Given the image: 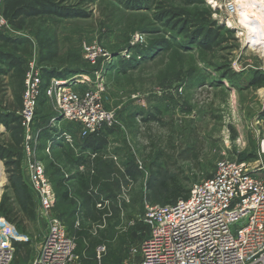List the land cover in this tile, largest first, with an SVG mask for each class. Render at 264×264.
<instances>
[{
  "label": "rangeland",
  "instance_id": "obj_1",
  "mask_svg": "<svg viewBox=\"0 0 264 264\" xmlns=\"http://www.w3.org/2000/svg\"><path fill=\"white\" fill-rule=\"evenodd\" d=\"M246 2L247 7L240 6V0H93L84 8L85 17L42 16L26 20L12 14L18 4H12L5 12L0 0L4 21L0 35L31 41L30 52L24 54L0 40V52L21 58L24 69L28 61L42 67L40 57L47 54L52 56L51 65L64 67L67 77L72 76L71 69H78V74L84 73L91 80L96 76L94 72L102 74L104 90L99 100L104 109L114 113L112 125L100 132L107 143L101 152L100 169L102 179L109 185L101 182L91 192L104 200L111 191L112 202L119 203L122 212L118 220L105 226L91 222L89 217L84 218V225L93 224L94 235L108 228L109 233L100 244L105 246L104 261L136 264L141 257V243L149 233L143 221L145 203L151 202L145 187L149 177V137L166 139L172 132L177 153L193 136L203 143L200 170H189L181 161L177 164L184 167V175L189 177V190L195 182L210 177L219 160L246 161L252 166L258 159L264 163V155L260 154L264 141V21L256 13L264 9V0ZM207 29L217 32L209 49L199 43L202 36L197 37V32L204 34ZM92 52L96 53L93 57ZM117 60L133 63L117 68ZM96 61L98 64L91 66ZM4 67L0 63V69ZM258 76H263L262 83L252 84ZM0 79L8 80L6 75ZM81 86L74 91H84L86 86ZM42 95L34 98L35 120L28 140L31 149L34 144L46 143L43 135L36 132L57 110L55 98ZM5 96L12 100L9 92ZM3 110L0 104V113ZM150 115L161 118L162 124L141 121ZM1 135L8 136L0 124ZM48 152L40 148L33 153L53 188L60 173L50 165ZM20 159V174L27 183L25 164L29 159L23 152ZM128 160L138 166L141 176L124 196L115 189L112 170L117 163ZM8 169L0 158V199L11 193ZM165 169L167 174L175 171L171 165ZM53 191L59 194L58 189ZM31 194L35 218L26 230L18 229L28 239V249L22 250L11 264H30L50 218L40 212L37 196L33 191ZM51 212V216L60 217L74 238L76 253L80 255L78 264H95L96 246L87 250L85 240L78 234L81 224L74 202L55 199Z\"/></svg>",
  "mask_w": 264,
  "mask_h": 264
},
{
  "label": "built area",
  "instance_id": "obj_2",
  "mask_svg": "<svg viewBox=\"0 0 264 264\" xmlns=\"http://www.w3.org/2000/svg\"><path fill=\"white\" fill-rule=\"evenodd\" d=\"M95 55L92 52L91 57ZM41 70L31 61L25 64L18 112L26 139L22 152L29 159L25 164L27 183L37 196L40 212L50 217L30 264H78L74 238L57 215L51 216L56 195L43 165L34 158L37 145L31 149L28 144L35 120L34 98L40 93L54 97L58 118L77 124L80 138L111 126L114 113L104 109L99 100L104 90L101 73L94 72L93 80L84 73L52 76L45 83ZM83 84L84 91H74L76 85ZM63 136L66 142L72 141L71 135ZM260 154L264 155V141ZM143 221L149 233L141 243L136 264H264V163L258 159L252 166L246 161L219 160L210 177L191 186L187 198L164 205L145 203ZM19 241L28 239L0 216V264L13 263L14 243ZM95 250V264H110L102 258L105 246Z\"/></svg>",
  "mask_w": 264,
  "mask_h": 264
},
{
  "label": "trees",
  "instance_id": "obj_3",
  "mask_svg": "<svg viewBox=\"0 0 264 264\" xmlns=\"http://www.w3.org/2000/svg\"><path fill=\"white\" fill-rule=\"evenodd\" d=\"M93 0H3L5 12L9 11L12 4H18L14 8L12 14L15 17H20L26 20H31L42 16H55L56 18H78L85 17V6L91 3ZM198 36H202V41L206 49L210 48V44L217 38V32L215 30L207 29L204 34L197 32ZM195 38H193L194 40ZM0 40L3 43L10 46L13 50L20 51L24 54L30 52L29 45L31 43L29 38L12 39L8 36L0 35ZM22 47H17L21 45ZM202 46V45H201ZM143 52V51H142ZM141 52V53H142ZM147 56V55H146ZM52 56L42 54L40 59L42 70L41 74L44 81L52 75L59 76L66 73L61 72L57 67L51 65ZM135 60V58H134ZM0 63L4 64V68L0 69V77L7 76L8 80L0 79V104H3V112L0 113V124L4 126L7 137H0V158L3 159L8 170L11 171V177L9 178L10 194L2 195L0 199V216L6 221L13 223L17 229L21 231L26 230L27 224L35 218L34 211V199L32 197L30 186L23 180L20 174V157L23 148V136L22 126L19 111L22 108V92L24 88V61L10 53L0 52ZM133 61H116L117 68L120 66H128ZM125 64V65H124ZM52 66V67H51ZM108 65L105 68L108 69ZM78 69H71V74L78 73ZM69 74V73H68ZM262 77L258 76L252 84L260 85L262 83ZM6 87V88H5ZM7 89L9 91H7ZM9 92L12 96V100L8 99L5 95ZM143 122L152 121L157 125L162 124V119L150 115L148 118H141ZM133 123V120H130ZM172 125V124H171ZM107 127H104L106 129ZM103 129V130H104ZM101 132V131H100ZM99 133L89 135L82 138L85 149H90L93 153L92 157L82 156L77 160V163L84 166V170L79 172L76 181L68 182L65 178V170L59 163L61 156L64 158V162H70V154L65 151V148L60 151H53V159H50V165L60 173L58 179L53 184L54 189H58L56 200L66 202L71 200L75 203V199H81L82 209L75 210V214L80 218L81 226L78 229V234L85 240L87 250L97 247L102 244V240L105 239L109 233L108 228L99 230L98 235H94L93 224L84 225V218H88L91 222H99L100 225L110 224L114 220H118L122 212V206L117 202H112V195H106V199H100L101 196L93 194L92 188L100 185H109V181L103 178V174L100 169L101 159L103 154L106 139ZM150 143L148 144V160L149 161V177L145 184L148 189L147 197L151 201L150 203L157 201L158 204H171L178 199H185L189 195V189L186 187V183L189 177L184 175L185 169L181 165H177L178 161L186 163L189 170H200L202 165L200 163V151L202 150V142L197 136L191 137L190 143L181 151L177 153L176 145L174 143L172 132L167 135L166 139L163 137H149ZM52 157V156H51ZM86 157V158H85ZM65 163V165H66ZM173 167L174 173L167 174L164 171L165 167ZM12 168V169H10ZM166 170V169H165ZM164 171V172H163ZM116 181V191L126 196L129 193L131 184L136 181L141 172L138 166L133 161H125L121 164H116L112 170ZM73 178V177H72ZM104 180V181H103ZM99 204V206H97ZM125 205V204H124ZM123 205V206H124ZM90 206V210L87 207ZM86 211V213H85ZM59 217V216H58ZM60 218V217H59ZM29 242L19 241L14 243L15 257L13 262L18 257L19 253L28 249ZM95 247V248H96Z\"/></svg>",
  "mask_w": 264,
  "mask_h": 264
},
{
  "label": "crops",
  "instance_id": "obj_4",
  "mask_svg": "<svg viewBox=\"0 0 264 264\" xmlns=\"http://www.w3.org/2000/svg\"><path fill=\"white\" fill-rule=\"evenodd\" d=\"M58 69H59V71L63 72L62 70H64V67H60ZM55 74L56 75H52V76H59V75H57L58 74L57 72ZM67 74H68L67 72L63 73V74H61V75H63L61 77H67ZM46 82L47 81H45V83ZM78 87L83 88V86H81V85L75 86L76 89ZM42 97H44V95H42ZM44 101H46V100L44 99ZM46 121H47V123L45 125H43L42 127H38L39 129H37V132L40 133L38 135H43L42 138L44 139V141L46 143H43L42 146L37 145L35 151L40 149V148L47 149V152L49 151L48 152V154H49L48 159L50 161V159L52 160L54 157L53 151H60V149H62V148H66L68 150L72 149V151L69 152L71 163H66V161L64 162V158L62 156H61V161L59 163L61 164V167H63V169L66 171L65 172V178L68 180V182H72L73 180L76 181L77 177L75 178V176H77V174L79 172H82L84 170V166L82 164L77 163V160H79V158H82V156L92 157L93 152L90 149L84 150V148L82 147V145H83L82 140L83 139L80 138V136L78 135V125L77 124L59 119L57 111H55L54 114L48 116ZM44 132H46V133L43 134ZM65 133L71 135V137H72L71 142H66L64 140L63 135ZM65 163H66V165H65ZM112 174L114 175V173H112ZM110 192L111 191H109L108 194H110ZM74 206H75V210H77V209L81 210L82 209L81 199L76 198Z\"/></svg>",
  "mask_w": 264,
  "mask_h": 264
},
{
  "label": "bare ground",
  "instance_id": "obj_5",
  "mask_svg": "<svg viewBox=\"0 0 264 264\" xmlns=\"http://www.w3.org/2000/svg\"><path fill=\"white\" fill-rule=\"evenodd\" d=\"M244 4H246V7H247V5H248V3L246 2V0H240V6L241 5H244ZM263 7H264V4H263ZM264 10V9H263ZM263 10H257V12L256 13H258L260 16H261V19L264 21V14L262 13V11ZM249 32V31H248Z\"/></svg>",
  "mask_w": 264,
  "mask_h": 264
}]
</instances>
